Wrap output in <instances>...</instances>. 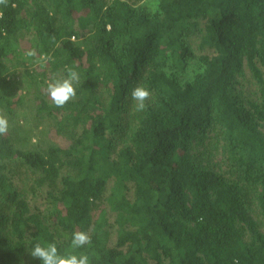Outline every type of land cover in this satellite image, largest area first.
I'll return each mask as SVG.
<instances>
[{"label":"trees","instance_id":"trees-1","mask_svg":"<svg viewBox=\"0 0 264 264\" xmlns=\"http://www.w3.org/2000/svg\"><path fill=\"white\" fill-rule=\"evenodd\" d=\"M148 1L0 5V264L49 243L90 264H264V0ZM68 68L58 108L41 90ZM35 86L68 145L21 125Z\"/></svg>","mask_w":264,"mask_h":264},{"label":"clouds","instance_id":"clouds-1","mask_svg":"<svg viewBox=\"0 0 264 264\" xmlns=\"http://www.w3.org/2000/svg\"><path fill=\"white\" fill-rule=\"evenodd\" d=\"M0 5L7 6L8 0H0ZM14 6V5H13ZM30 57H35V50L27 53ZM51 57L43 56L41 60L47 62ZM79 83V74L72 68L67 69V76L62 79L53 77L47 82V96L51 102L58 108L64 107L70 100L76 96L75 84ZM131 99L137 111H143L146 107L145 102L150 97V92L143 86H137L131 91ZM9 131L8 119L0 115V136L7 134ZM91 243L90 236L85 232H74L71 238L72 249L83 248ZM29 255L41 261V264H90L89 256L86 253L80 255L68 254L60 255L55 243H49L47 246L36 244Z\"/></svg>","mask_w":264,"mask_h":264},{"label":"rangeland","instance_id":"rangeland-1","mask_svg":"<svg viewBox=\"0 0 264 264\" xmlns=\"http://www.w3.org/2000/svg\"><path fill=\"white\" fill-rule=\"evenodd\" d=\"M157 3L158 0H149L147 2L148 7L150 8L151 11L155 12L157 10ZM29 44L27 43L26 45H24V49L28 50L29 49ZM27 83V79H20V81L18 82L19 85L21 86H25ZM46 88L44 87L41 92H42V96L44 98H46L49 102H51V100L48 98L47 96V92H46ZM31 97L30 99L27 101L26 105L23 107V109H25L24 111L26 112V118L25 119H21L20 123L21 125H23V127L25 128V131H29L32 132L35 136H37V138H35L36 140L40 137L42 139V143L46 144L43 145V147H48L49 145H59V146H66L69 144V142L64 139V137L60 138L57 137L56 135H53V131L51 130V133L47 130L48 129V125L47 123L43 120V119H37L34 115V110H33V106L30 103L31 101H35V98L33 97H37L40 96V91L35 87H33L32 89H30ZM52 103V102H51ZM11 129V128H10ZM42 132H44L43 136H42ZM22 133L25 134V132L23 131ZM35 140V141H36ZM35 143V142H34ZM22 185V183H21ZM43 195L40 196L39 201L37 203V206H45V203L43 201ZM108 219L111 221V223H113L114 216H112L111 214H109Z\"/></svg>","mask_w":264,"mask_h":264}]
</instances>
